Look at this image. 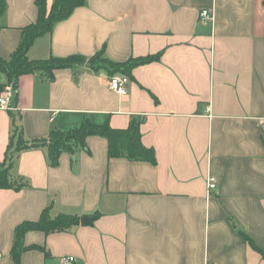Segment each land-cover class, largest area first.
<instances>
[{"label": "crops", "instance_id": "1", "mask_svg": "<svg viewBox=\"0 0 264 264\" xmlns=\"http://www.w3.org/2000/svg\"><path fill=\"white\" fill-rule=\"evenodd\" d=\"M54 0H47L48 8ZM0 58L18 49L36 22V0H7ZM211 9L204 25L200 11ZM104 51L113 62L160 55L134 67L128 94L88 66L19 78L13 111L0 109V163L18 126L29 142L85 119L114 129L142 120V142L156 165L108 158V141L63 154L23 150L12 174L28 186L0 190V264H15V231L51 218H80L65 232L30 231L20 264H264V0H87L51 33L34 60ZM0 70V92L10 86ZM217 180L210 191L209 180ZM95 217L83 226L81 218Z\"/></svg>", "mask_w": 264, "mask_h": 264}, {"label": "trees", "instance_id": "2", "mask_svg": "<svg viewBox=\"0 0 264 264\" xmlns=\"http://www.w3.org/2000/svg\"><path fill=\"white\" fill-rule=\"evenodd\" d=\"M87 0H54L52 7L48 8L47 0H36L38 19L36 22L23 29L22 41L18 49L9 60L0 58V70L6 73L10 82L17 88L21 76L40 72L49 79H54L55 72L62 69H76L88 66L92 71L98 72L105 69L110 76L115 74L129 75L136 66L151 63L160 55L130 59L126 62H113L109 60L104 51L87 58L74 55L67 58L50 57L44 60H34L28 56V52L34 41L47 33H51L55 25L68 19L77 8L86 5ZM7 0H0V32L3 28L2 20L7 11ZM142 120L134 118L126 129H114L109 120L103 124L93 123L85 119L79 126L67 131L54 129L48 141L36 140L29 142L25 139L23 131L16 126L11 136L5 159L0 163V190L14 189L20 191L28 186L22 178H15L12 174L15 159L28 148L47 146L49 159L52 167H57L60 158L67 153L74 155L79 150H87V139L98 136L108 141V158H125L130 161H142L156 165V154L154 149L146 147L142 142L141 132ZM80 224V218L74 215L61 214L51 218L49 207L41 214L39 221L25 222L18 226L15 231V243L12 248V259L15 264H20L22 254L28 250L44 251L41 246H25L24 238L30 231H41L46 234L54 232H65ZM250 243L264 256V250L258 249L248 238Z\"/></svg>", "mask_w": 264, "mask_h": 264}, {"label": "built area", "instance_id": "3", "mask_svg": "<svg viewBox=\"0 0 264 264\" xmlns=\"http://www.w3.org/2000/svg\"><path fill=\"white\" fill-rule=\"evenodd\" d=\"M199 20L204 25H211L214 20V13L211 9H203L200 11ZM130 83V78L124 74H115L110 77L109 87L112 91L118 93L119 95L128 94V85ZM16 87L12 83L10 86L6 87L3 92H0V109L13 111L12 100L16 94ZM217 180L214 177H210L209 189L210 191L217 190ZM1 257V253H0ZM76 259L72 256L62 258L60 264H74Z\"/></svg>", "mask_w": 264, "mask_h": 264}, {"label": "water", "instance_id": "4", "mask_svg": "<svg viewBox=\"0 0 264 264\" xmlns=\"http://www.w3.org/2000/svg\"><path fill=\"white\" fill-rule=\"evenodd\" d=\"M94 220H95V217L84 216L81 218V224L83 226H88V225H91Z\"/></svg>", "mask_w": 264, "mask_h": 264}, {"label": "rangeland", "instance_id": "5", "mask_svg": "<svg viewBox=\"0 0 264 264\" xmlns=\"http://www.w3.org/2000/svg\"><path fill=\"white\" fill-rule=\"evenodd\" d=\"M78 125H74V126H72L71 128H75V127H77Z\"/></svg>", "mask_w": 264, "mask_h": 264}]
</instances>
